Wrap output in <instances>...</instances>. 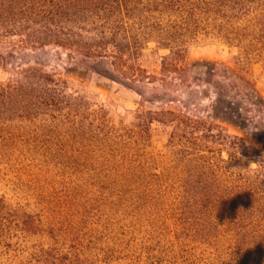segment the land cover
I'll list each match as a JSON object with an SVG mask.
<instances>
[{
    "label": "trees",
    "instance_id": "obj_1",
    "mask_svg": "<svg viewBox=\"0 0 264 264\" xmlns=\"http://www.w3.org/2000/svg\"><path fill=\"white\" fill-rule=\"evenodd\" d=\"M200 37L239 53L233 66L211 71L213 84L191 80L186 65L188 47ZM151 45L169 53L157 75L141 65ZM1 50L14 79L0 85V120L60 129L77 143L97 135L116 138L104 110H94L55 71L29 62L46 53L121 85L143 104L159 105L155 112L141 107L134 126L139 132L130 133L142 142L154 124L171 131L168 143L180 168L172 232L180 246L173 262L264 264V150L188 112L210 94L194 90L193 82L227 99L253 97L251 67L264 63V0H0ZM175 104L179 110H170ZM4 211L9 210L0 200ZM23 220L16 217L14 224L22 233L53 243L37 246L28 264H89L77 247L59 248L55 228L45 229L39 218ZM187 244L211 249L213 260L194 255L197 249Z\"/></svg>",
    "mask_w": 264,
    "mask_h": 264
},
{
    "label": "rangeland",
    "instance_id": "obj_2",
    "mask_svg": "<svg viewBox=\"0 0 264 264\" xmlns=\"http://www.w3.org/2000/svg\"><path fill=\"white\" fill-rule=\"evenodd\" d=\"M168 54L151 45L141 65L157 75ZM238 54L218 39L200 37L187 51L190 79L213 84L211 71L233 66ZM2 57L1 50L0 85H5L14 79V72ZM29 62L41 64L48 73L55 71L70 89L86 96L94 110H104L116 138L105 141L97 135V140L77 143L60 129L0 120V200L9 210L0 213V224L7 226L0 227V264H28L37 246L53 244L46 237L22 233L14 225L16 217L39 218L45 229L55 228L59 248L69 252L77 247L89 264H183L172 260L180 246L172 237L179 195L174 175L180 168L168 143L171 131L154 124L142 142L130 133L139 132L134 126L141 107L153 112L161 107L143 104L132 91L67 64L65 57L46 53ZM251 75L255 92L248 98L232 94L227 99L192 81L194 90L198 86L210 94L188 112L262 151L264 63H255ZM223 158H228L226 153ZM156 178L166 179L160 183ZM187 246L197 249L196 256L214 258L207 247Z\"/></svg>",
    "mask_w": 264,
    "mask_h": 264
}]
</instances>
